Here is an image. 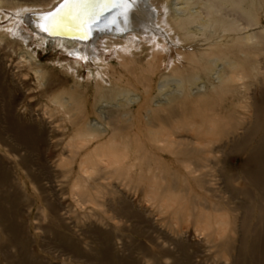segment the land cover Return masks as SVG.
I'll return each mask as SVG.
<instances>
[{
    "label": "bare ground",
    "instance_id": "1",
    "mask_svg": "<svg viewBox=\"0 0 264 264\" xmlns=\"http://www.w3.org/2000/svg\"><path fill=\"white\" fill-rule=\"evenodd\" d=\"M52 1L56 2V0H39V2L36 0H23L22 2L0 0V22L9 21H7L6 26L0 27V60L2 63L3 61L4 63L7 62L10 54L15 55V49L26 53L30 51L28 60L23 67L37 74L39 71L36 70V67L39 65L36 50L49 46V43L61 48V50H67L66 52H69L66 47L72 46V49L74 48L73 57L85 63L95 55L93 52L95 42L94 40L85 42L80 39L84 40L88 35H105V30L99 32L98 29L112 22L115 15L120 12L122 16L119 17L118 22L131 30L130 38L134 37L133 27L136 26L139 31L149 36V39L146 40L150 44V59L146 71L138 78H133L136 81L134 84L129 79L124 80L121 72L118 73L121 78H118L116 84L111 88L109 85L112 82L109 80L110 83L107 85L100 73L98 80L94 82L97 91L100 92H95L94 103L99 97L108 101L116 100L123 92L119 90L123 85L136 89L140 87L142 89V101L132 105L134 109L129 103H124L119 110H114L106 119H102L95 108V104L88 105L86 103L84 92L79 94L82 102L79 101V97L70 98L68 100L69 105L62 100L63 98L59 97L50 101L53 105L50 111H55L64 118V121L73 126L75 141L69 144L68 158L66 160L61 159L58 166L61 167L60 175L64 177L74 173L77 168V173L71 182L72 189L76 190L73 194L78 197L76 202L82 203L81 205L87 202L95 206L101 204L97 194L88 195L87 200H84L85 194L81 192L83 188L80 186L83 184L82 187L96 190L97 187L102 186L101 181L109 180L110 183L111 179L121 172L128 174L135 169L142 171L143 169H152V167H161L170 174L168 175L169 178L162 177L163 181L167 183L176 182L182 172L185 183H187V187L180 188L182 197L186 198L190 195V198L182 203L181 208H184L183 210L189 207L198 209L194 215L190 213V215L192 214L191 218L196 222L195 232H200L207 238L206 242L210 244V248L217 251V254L235 251L231 255V264H263L264 253H260V250L264 246V216L259 214L254 217L253 223L247 224L249 208L244 197L249 194V191L235 188L236 186L233 187L230 177L226 173L227 156L238 151L244 153L248 149H246L247 144L255 142V145L247 151L245 165L252 163L256 169L252 173H250V168L249 173H246V170L243 171V177L240 180H248L257 189L261 185L264 186V133L259 136L260 121L264 118L260 110V104L264 103V85L258 88L261 81L257 83L244 81L246 76L241 57L246 50L256 53L259 46L246 47L243 44L241 32L253 24L248 15H242L238 8H231L232 5L234 7L242 5L243 0H197L191 3V5H198L199 10L196 13L189 12L186 15L169 17L164 14L168 7V0L161 3L160 7L156 6L155 11L151 10V6L145 0L142 2L135 0L134 5H127L126 7L122 0H58L51 4ZM66 2L87 5L85 10L87 14L77 15V10H73L72 15H67L66 10L61 8V5ZM137 6H139L138 14L129 17L128 8H131L132 12ZM32 9L38 10L32 15L25 14ZM7 10L11 11L10 15L7 14ZM53 15L57 16V22L55 26L50 27L49 21L52 20ZM129 18L132 20L130 21ZM105 22L107 24H104ZM197 23L201 25L202 35L206 34L207 29L212 28L214 32L233 33L234 40L230 41L231 43L225 40L222 41L223 43L218 42L219 44L216 43L215 45L209 43V38L205 36V39L198 40V42L207 47L198 56L195 54L196 52L188 50L190 44L197 40L199 30L194 26ZM24 25L28 26L29 29H26ZM157 28L166 34L177 36L178 42L182 45L180 46L181 49L176 50L177 58L175 57L171 64L172 72L181 70L179 67H185V65L189 69L196 70L209 56L219 55L217 61L224 62V66L218 73V82L210 84L209 89L204 93L195 95L189 89L196 80L194 74H188L187 77L179 76V84L183 88L182 93L172 95L165 104H152L151 87L154 74L160 68L159 65L164 63V55H166L163 46L160 45L156 37L164 39V36L161 30H157ZM107 34L113 39L121 37L112 31L107 32ZM259 38L257 34H254L246 39L252 41ZM260 40L261 43L264 42V39L261 38ZM101 43L117 46V42L108 37L103 39ZM33 46L36 48L32 49ZM114 55L120 61L119 63L125 72L129 70L126 69L129 64L135 63L128 51V46L115 49ZM248 60L251 61V59ZM182 61L186 64H181ZM4 69L0 65V144L13 155L23 153L20 157V165L27 169L26 166L29 165L28 160L30 161L29 158L32 157L33 151L45 143V133L39 121L33 123L30 118L31 113L28 119L26 118L28 111L24 115L16 113V109L23 102L21 95H17L19 83L13 85L11 81V87L5 85ZM68 69L77 73V67L68 66ZM261 69L264 70V66ZM209 70L210 66L208 67ZM130 72L127 73L130 74ZM102 73L104 76H108L105 71ZM21 83L23 87L26 86V83ZM241 89L245 91L244 94H242ZM250 90L251 93L247 94V91ZM42 92L40 95L48 99L47 90L43 89ZM229 92L233 93L230 97L227 96ZM246 98L250 100L246 105H242L241 102ZM29 106V112H31L32 105ZM44 107L47 110H44V115L49 114L48 104ZM90 116H97L104 123V129L94 128L89 123ZM223 119H227V121L222 123ZM200 120L207 122H200ZM247 122H249L248 126L245 125ZM182 127H186V129ZM239 130L243 132L242 138L227 148L224 141L226 142L228 138L235 136ZM139 141L141 142L139 143ZM218 154H220V158L215 156ZM4 166L6 167V165ZM7 169L6 167V169L0 170V232L5 233L8 237L7 240L3 241L0 239V251H5L9 243L12 247H17L18 253L8 255V257H6L7 254L4 255V261L7 264H38V259L30 256L31 254L26 250L27 241L19 239L20 235L17 232L19 224L17 226L11 225V228L8 226L7 215H12L13 209L23 199L19 196V189H16L12 195L6 191L14 186L6 174ZM195 174L199 175L194 178L196 187L190 188V186L188 187L189 178ZM31 177L33 183H39L37 175L33 174ZM122 181L127 182L126 179ZM212 182L217 185V188H213ZM175 188L177 187L173 184L167 190L171 192ZM263 190L260 189L259 191ZM198 191L207 194H201ZM238 196H243V199ZM236 200H239V203L234 202V204L232 201ZM231 202L233 207H231ZM45 205L49 213V200L46 201ZM258 208L262 212L263 208L261 206ZM109 211L112 213L111 208ZM127 211L124 208L122 212L124 217L130 216ZM237 211L242 213L239 217L233 214V220L236 223L234 229H236L237 235L236 245L233 246L226 233L228 232L227 226L224 227L223 225L231 218L230 213ZM116 213L121 215L119 211ZM184 218H189V216L184 214ZM24 233L26 234V232ZM218 233L222 235L215 240L213 235ZM91 235L93 236H90L91 240L87 239L86 236L83 242L88 245L87 241L89 240L90 247L87 252L95 254L99 264H142L143 261L150 264L203 263V261L201 263L197 260V253H191L190 249L183 245L185 243L183 236L182 240L180 238L173 239L161 233L160 242L148 238L152 247L142 246L140 248L141 258H135L133 253L132 255L128 254V248L123 249L124 252L127 251L126 255L111 258L113 247L110 235L100 230H94ZM122 240L120 241L122 242ZM67 243L72 250H77V243L71 238H68ZM84 255L88 256L87 262L95 261V256L92 258L90 255Z\"/></svg>",
    "mask_w": 264,
    "mask_h": 264
},
{
    "label": "rangeland",
    "instance_id": "2",
    "mask_svg": "<svg viewBox=\"0 0 264 264\" xmlns=\"http://www.w3.org/2000/svg\"><path fill=\"white\" fill-rule=\"evenodd\" d=\"M12 1L22 2L23 0ZM57 1L58 0H56V2ZM145 1L151 6V10L155 11V7H160V4L166 0ZM196 1L197 0H168V7L164 14L166 17H169L172 15H186L189 12L196 13V11L199 10L198 5H191V3ZM36 2H39V0H36ZM56 2L52 1L51 4ZM139 2H142V0H139ZM138 7L139 6H137L134 11L128 12L129 17L138 14ZM231 8H238L242 15H248L250 17V22L253 24L251 27L243 29L240 36H242L241 39H243V44L246 47L251 45L259 46L258 51L255 53L246 50L242 53L241 57L244 64V74L246 76L244 81H254V83L261 81V84L258 85V88H260L264 85V70L261 69V67L264 66V42L261 43L260 40L261 38L264 39V0H243L242 5L238 7L232 5ZM36 10L38 9L29 10L25 12V14L29 13L32 15L36 13ZM6 12L9 15L11 13L9 10ZM129 20L131 21L132 19L129 18ZM7 21L8 20L0 22V27L6 26L9 22ZM197 24L194 25L199 30L196 37L197 40L190 44L191 47L189 46L188 50L196 52L195 54H198V56L200 52H202V50L204 51L207 47L202 45L201 42H198V40L205 39V36L209 38V43L215 45L225 40L229 43L234 40L233 33L223 34L221 32H214L212 28L210 30L207 29V32L205 31L206 34L202 35L200 31L201 25ZM24 27L29 29L26 25H24ZM157 30L161 29L157 28ZM133 32L134 37L132 39L130 38V33L115 39L110 37L107 32L104 33L105 35L98 34L94 36L92 39V41L94 40L95 42L93 52H95L94 54L96 56H92L91 59L85 61V63L73 57L74 48L72 49V46L66 47L69 52H66L67 50H61V48L50 43L47 47L37 48V62L39 65L36 67V70L39 71L37 74L23 67L28 60L30 51L26 53L15 49V55L10 54L9 58H7V62L4 63L3 61L2 63L0 60V65H2V68H5L3 70V76L5 77L4 84L11 87V81L13 85L14 83L16 85L19 83V86H17L19 87L17 95H21L23 102L21 106L16 109V113L24 115V113L28 111L26 115L27 119L31 113L30 118L33 123L39 121L45 133V143L33 151L32 157L29 158L30 161L28 160L29 165L27 164V169L20 165V157L23 153L13 155L0 144V170H4L6 167L8 168L6 174L10 179L9 181L13 182L14 185L11 188H6V191L12 195L16 192V189H19V196L23 199V201L13 209L12 215H7L8 226L11 228V225L17 226L19 224L17 226V232L20 235L19 239H25L27 241L26 250L31 254L30 256L38 259V264H99V262L96 261V255L92 252H87L90 247L89 240L87 241L88 245L83 242L86 236L87 239L91 240L90 236L93 237L91 233L94 232V230H100L110 235L113 247L111 258L126 255L127 251L124 252V248H128V254L130 253L132 255L133 253L135 258H141L140 248L142 246L152 247L149 242V240L152 239L156 242H160L159 236L163 233L173 239L180 238L182 240L183 236L185 242L183 245L189 248L191 253H197V260L201 263L203 261L202 264H231V255L235 253V251L219 252L217 254V251L210 248V244L206 242L207 238L201 235L200 232H195L196 222L191 218V215H194L198 209L189 207L183 210L184 208H181L182 203L190 198V195L186 198L184 197L185 199L182 197L183 195L180 188L187 187L182 172L179 174V178H177L176 182L172 183L164 182L162 179V177L169 178L168 175L170 174L167 173L166 170H163L161 167H152V169H143L142 171L135 169L128 174L121 172L111 179V185L109 180L101 181L102 184H100L102 186L97 187L96 190L84 186L82 187V184L80 188H83L81 192L85 194L84 200H87L86 198H88V195H98L101 204L96 206L90 202L83 205H81L82 203L78 204L76 202L78 197L73 194L76 190L74 191L72 189L71 182L74 175L77 173V168L76 171L68 177L60 175L61 167H59L58 164L61 162V159L66 160L68 158L69 144H72L75 138L73 137V126L64 121V118L55 111H50V108L53 106L50 101H52V99L54 100L55 97H59L61 99L63 98L62 100L69 105L68 100L70 98L75 99L79 97L80 93L84 92L86 95V103L88 105L94 103L93 96L95 92H99L94 82L98 80L99 73L101 77L106 80L107 85L110 83L109 80L112 82V84L109 85L110 88L116 84L118 78H121V76H118L119 72L122 73L124 80L129 79V81L134 84L136 81H134L133 78H138L146 71L147 63L150 59V44H148V40H146L149 36L139 31L136 26L133 27ZM161 32L164 39L158 36L156 37L160 45L163 46L166 55H164V63L159 65L160 68L155 71L154 74L151 87L152 104H165L172 95L182 93L183 88L180 87L179 76L187 77L188 74H194L196 80L189 89H191L195 95L204 93L209 89L210 84H216L218 82V73L224 66V62L217 61L219 55L209 56L208 59L203 60L202 66H199L200 68L198 67L196 70L187 68L185 65L186 63L182 61L181 64L185 65V67L181 65L182 67H179L181 70L172 72L171 64L175 57L177 58L176 50L181 49L180 46L182 45L178 42L177 36L174 37L172 34H166L162 30ZM254 34H257L260 38L258 40L253 39L252 41L246 39L248 36ZM106 37L116 41L117 46L113 44H102V40ZM125 46H128V51L135 60V63L128 65L126 69L129 70L126 72L122 69L123 67L120 65V61L117 59L116 55H114L115 49ZM31 48L35 49L36 47L33 46ZM208 50H211V48H208ZM33 53L32 51V54ZM248 59H251V61ZM68 66H72L73 68L77 67V73L68 69ZM209 66L210 70L208 71ZM102 71H105L108 76H104ZM129 71H131L130 74L127 73ZM21 82L26 83V86L23 87ZM43 89H46L48 92L49 102L46 97L40 95L43 93ZM119 90L123 92L114 101H108L100 97L95 100V108L102 119H106L114 110H119L124 103H129L131 106H134L135 103L142 101V89L140 87L136 89L128 85H126V87L123 85ZM241 91L242 94L245 93L243 89H241ZM250 93L251 90L247 91V94ZM232 95V92L227 94L229 97ZM79 99V101L82 102V98L79 97ZM248 100L250 99L246 98L241 104L246 105ZM30 104L32 105L31 112H29L28 108ZM46 104L49 106V114H46L47 116L44 115V110L46 108L44 105ZM261 104L260 110L264 115V103ZM133 106L132 109H134ZM73 113L75 112L73 111ZM262 119L263 120L260 121L259 136L264 133V118ZM206 120H200V122L205 123L207 122ZM225 121H227V119H223L221 122L225 123ZM89 123L94 126V128L104 129L105 127L104 123L97 116H90ZM248 123L249 122L245 123V125ZM182 128L186 129V127ZM239 131L235 133V136L228 138L226 142L224 141L227 148H230L232 144H236L237 141L242 138L243 132H241V130ZM140 142L141 141H139V143ZM254 145L255 142L248 143L246 149H250ZM248 149L244 153H239L238 151L227 156L226 173L227 176L230 177L233 187L236 186L235 188L249 191V194L244 197V201H246L249 208L247 224L250 225L254 222V217L259 214L264 216V186L261 185L260 188L257 189L254 185L250 184L248 180H240V178L243 177V171L246 170V173H249L251 169L250 173H252V171L256 169L255 165L252 163H248V166L245 165ZM215 156L220 158V154ZM4 165H6V167ZM29 172L32 175H37L39 183H33L31 181L32 175ZM198 176V174H195L192 178H189L188 187H196L194 178ZM123 179H126L127 182H123ZM173 184H175L177 188L168 192L167 189L171 188ZM212 184L214 186L213 188H217V185H214L213 182ZM177 185H180V187ZM260 189L263 191H259ZM198 193L203 194L204 192L198 191ZM238 197L243 199V196ZM47 200H49V213L45 205ZM232 202L237 204L239 200ZM232 202L231 207H233ZM258 205L263 208L262 212L258 208ZM110 208L112 213L109 211ZM124 208L128 210L127 212L130 216H123L122 212ZM116 211L121 212V215L115 214ZM190 213L192 214L190 215ZM240 213L242 212L237 211L236 213H230L231 218L223 225L224 227L227 226L228 232L226 233L233 246L236 245L237 238L235 233L236 229H234L236 223L233 220V214L239 217ZM184 214L189 216V218H184ZM24 232H26V234ZM4 234L0 232L1 241L7 240L8 238L6 234ZM220 235L222 234H215L213 238L215 240L219 239L221 237ZM68 238H71L72 241L77 243L78 251L72 250L69 247L67 243ZM148 238L150 239L148 240ZM120 240H122V242ZM17 253V247L14 248L8 243L6 250L3 252L0 251V264H7L4 261V255L7 254L6 257H8V255ZM260 253H264V246L260 250ZM84 254L90 255L92 258L95 256V261L87 262L86 259H88V256ZM262 261L264 264V260ZM142 264L150 263L143 261Z\"/></svg>",
    "mask_w": 264,
    "mask_h": 264
},
{
    "label": "snow or ice",
    "instance_id": "3",
    "mask_svg": "<svg viewBox=\"0 0 264 264\" xmlns=\"http://www.w3.org/2000/svg\"><path fill=\"white\" fill-rule=\"evenodd\" d=\"M122 2H123V5L126 7L127 5H134L135 0H122ZM61 8L66 10L67 15H72L73 10H77L76 11L77 15L87 14L85 11L87 8V5H85V4L66 2L65 4L61 5ZM58 12H59V10H58ZM128 12L129 13L131 12V8H128ZM45 19H47V18H45ZM56 22H57V16L53 15L52 20L49 21V26L50 27L55 26ZM45 30H47V29H45Z\"/></svg>",
    "mask_w": 264,
    "mask_h": 264
},
{
    "label": "water",
    "instance_id": "4",
    "mask_svg": "<svg viewBox=\"0 0 264 264\" xmlns=\"http://www.w3.org/2000/svg\"><path fill=\"white\" fill-rule=\"evenodd\" d=\"M87 34H88V33H87ZM89 36H90V35H88L84 40H82V39H80V40L86 42V41L89 39Z\"/></svg>",
    "mask_w": 264,
    "mask_h": 264
}]
</instances>
